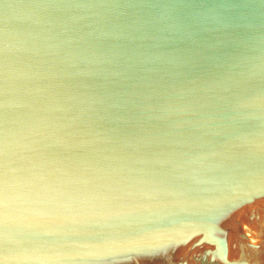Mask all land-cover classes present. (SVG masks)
I'll return each mask as SVG.
<instances>
[{"label":"water","instance_id":"water-1","mask_svg":"<svg viewBox=\"0 0 264 264\" xmlns=\"http://www.w3.org/2000/svg\"><path fill=\"white\" fill-rule=\"evenodd\" d=\"M0 264H264V0H0Z\"/></svg>","mask_w":264,"mask_h":264}]
</instances>
